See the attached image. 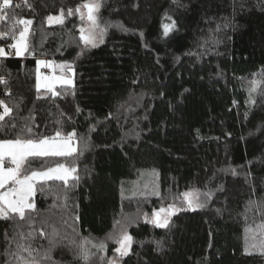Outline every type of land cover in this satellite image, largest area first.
<instances>
[{"label":"trees","instance_id":"obj_1","mask_svg":"<svg viewBox=\"0 0 264 264\" xmlns=\"http://www.w3.org/2000/svg\"><path fill=\"white\" fill-rule=\"evenodd\" d=\"M86 1L0 11V102L11 109L0 140H77L71 156L26 158L24 175L63 164L75 179L37 182L23 219L0 217V264H109L120 226L132 238L120 264H264V246L246 245L248 226L264 223V0H98L95 47L77 29ZM21 19L32 23L17 57ZM37 57L68 64L74 83L38 91ZM147 175L151 193L126 192ZM188 189L202 206L156 227L153 211Z\"/></svg>","mask_w":264,"mask_h":264},{"label":"snow or ice","instance_id":"obj_2","mask_svg":"<svg viewBox=\"0 0 264 264\" xmlns=\"http://www.w3.org/2000/svg\"><path fill=\"white\" fill-rule=\"evenodd\" d=\"M11 4V0H3V3L0 4V11L7 9ZM100 4L98 2H93V0H88V2L83 3L78 6L76 12L80 13L81 19H86L89 22L88 28H81V41L87 46L91 45L93 47L96 46V29L98 28L97 17L95 15L98 12ZM81 8L85 9L86 12H81ZM69 15L72 14V10H69ZM62 15L57 16L55 18L48 17L49 22L62 23ZM6 17L4 15H0V20H4ZM17 23L24 25L22 31L19 32V39L11 45V47L16 49V55H22L24 51H27V43L26 38L29 32V25H31V20L21 19L17 21ZM14 27V26H13ZM174 25H163L164 35L167 36L171 28ZM103 29H100V33H103ZM4 34H0L3 36ZM6 53L2 48H0V56H4ZM43 61L37 62V83L36 88L39 91L42 87L41 84V76L39 73V65L43 64ZM49 67L52 65L49 64ZM57 67L64 68V65H59ZM45 81H52L53 83L59 79L61 83L71 84V80H65L63 77H44ZM4 81L0 78V83ZM53 83H47L44 86L49 90L52 89ZM255 84V82H253ZM57 93L53 92V95ZM0 106H3L4 111L3 114H0V120L4 119V116L8 115L11 111L7 106L3 105V102H0ZM60 135L59 132L56 134ZM73 133H70L68 139L65 140L61 144L55 143V138H44L39 141H33L31 139L28 140H5L0 141V188H4L5 185L11 182L12 187L9 188L8 191L0 192V216H6L7 212L18 213L20 218L23 219L25 216V209H32L33 205L29 203V198L33 192V182L41 181V180H62L65 184L68 183L69 178L75 179L73 173L76 172L75 168H66L63 164H58L55 168H49L45 172H35L33 171L31 175H24L23 179L20 178V173L22 166L25 163L27 157L30 156H71L73 152L76 151L75 148L71 147V140L73 137ZM5 157L11 158V163L15 165V167H5ZM185 202L188 204L190 208L192 207H201L195 199H193V192L183 193ZM175 206L170 205L168 209L161 208L158 212H153V222L156 227H167L169 223L170 216L174 213ZM164 215H161V214ZM132 238L127 235L125 232L117 238L116 242L119 244V247L116 249L118 253L121 255H126L128 248L130 247ZM89 242H82L80 245L81 248V258L88 260L90 253L88 252L85 244ZM97 247L96 245H93ZM99 248L103 249L104 245L100 244Z\"/></svg>","mask_w":264,"mask_h":264},{"label":"rangeland","instance_id":"obj_3","mask_svg":"<svg viewBox=\"0 0 264 264\" xmlns=\"http://www.w3.org/2000/svg\"><path fill=\"white\" fill-rule=\"evenodd\" d=\"M86 2H88V0ZM93 2H98L99 3L98 0H93ZM2 3H3V0H1L0 4H2ZM81 12H86V10L81 8ZM98 13H99V10H98V12L95 13V15L97 17V23H98V28L96 29V37H97L96 38V45L98 43H100L102 41V38H103L102 34L100 33V29H102V28H101L99 20H98ZM57 16H61V13L57 14V15H51V17H53V18H55ZM62 20H63V18H62ZM48 23H50L49 20H48ZM50 24H57V23H55L53 21ZM28 27H29V32H30V25ZM77 27H78L77 28L78 31L80 32L81 28H88L89 27V22L86 19L82 20L81 19V15H80V23L78 24ZM29 32H28L27 38H26L27 49H28V35H29ZM18 39H19V34L17 35L16 39L13 41L12 45L14 43H16V41ZM87 46H91V45H87ZM0 48H2L4 50V52L6 53V51H5L3 46L0 45ZM10 53L14 54L15 56H17L16 55V49L13 48V47H12ZM24 53H25V51L22 53V55H19V57H22L24 55ZM38 61H43L44 62L43 64L39 65V73H40V76H41V84H42V87L40 88V90H47V91H52L53 92L55 90V87L58 86V85H72L74 83L73 69L71 67H69L68 64L62 63V62H59V61H56L54 59H50V58H47V57H37V59H36V78H37V67H38L37 62ZM49 64H51L52 66L49 67L48 66ZM59 65H64L65 67L64 68L57 67ZM52 76H55V77H58V78L59 77H63V79H65V80L70 79L71 80V84L61 83L59 79H57L54 83L52 81H45L43 79L44 77H52ZM36 83H37V79H36ZM47 83H53V87H52L51 90H49L47 87L44 86ZM71 133L74 134L73 137H72V140H71V147L76 149L77 148L76 135H75V132H71ZM69 134L66 135V136L54 135V136H52L50 138H55L54 142L57 143V144H61L65 140L68 139ZM5 140H13V139H5ZM5 140H0V141H5ZM7 158H9V159L7 160ZM57 166H53V167H50V168H55ZM5 167H15V165H13L11 163V158L10 157H5ZM65 167L66 168H70L68 166H65ZM48 169L49 168L44 169V170H35V172H38V173L39 172H45ZM31 173L28 174V175H31ZM75 174H76V172L73 173V176H75ZM23 177H24V174L22 173V169H21L20 178L23 179ZM42 181H47V180H41V181H34L33 182V192H32V194H31V196L29 198V201H28L32 205H33L32 197H33L34 191H35V184L37 182H42ZM151 181H153L152 175H147V176H145V178L142 181H136V182L128 183L129 186L125 187V188H127L126 192L130 193V194H135V195L141 194V193L142 194L151 193L152 192V188H153ZM124 184H126V182ZM11 187H12V184H11V182H9V184L5 185L4 188H0V192L8 191L9 188H11ZM189 192H193V197L192 198L195 199L199 204H201L200 203V193H199V191L197 189H188V190H185V191L181 192L179 200L176 203H171V204H168L167 206H164V207H161V208L168 209L170 205H174L175 206L174 213L178 212L179 210H181L183 208H186L188 206V204L185 202L184 196L182 194L183 193H189ZM161 208L155 209L154 211L158 212ZM192 208H199V207H195L194 206ZM9 213L10 212H7V215ZM173 214L170 216L169 220L171 219ZM161 215H164V214L162 213ZM1 217H5V216H1ZM151 219L153 220V213L150 216V220ZM125 232L127 233V235H129L128 232L126 231L125 227L124 226H120V228L117 230V233H116L117 234L116 240H117V238L122 236V234H124ZM246 245H247L248 250H258L262 246H264V223L258 222L257 224H251L250 226H248V228L246 229ZM130 246H131V244H130ZM118 247H119V244L117 245L116 249ZM116 249H115V251H116ZM129 249H130V247L128 248V251H129ZM128 251H127V253H128ZM121 256H124V255H121L120 253H118L116 251V253L109 258V264H120V257Z\"/></svg>","mask_w":264,"mask_h":264},{"label":"crops","instance_id":"obj_4","mask_svg":"<svg viewBox=\"0 0 264 264\" xmlns=\"http://www.w3.org/2000/svg\"><path fill=\"white\" fill-rule=\"evenodd\" d=\"M12 55H14V54H12ZM15 56V55H14ZM0 57H2V56H0ZM19 57V56H18ZM1 217V216H0Z\"/></svg>","mask_w":264,"mask_h":264},{"label":"built area","instance_id":"obj_5","mask_svg":"<svg viewBox=\"0 0 264 264\" xmlns=\"http://www.w3.org/2000/svg\"><path fill=\"white\" fill-rule=\"evenodd\" d=\"M9 158H7V160H8Z\"/></svg>","mask_w":264,"mask_h":264}]
</instances>
